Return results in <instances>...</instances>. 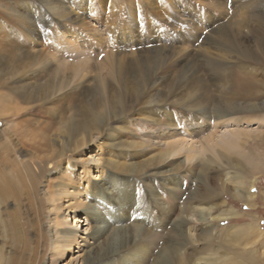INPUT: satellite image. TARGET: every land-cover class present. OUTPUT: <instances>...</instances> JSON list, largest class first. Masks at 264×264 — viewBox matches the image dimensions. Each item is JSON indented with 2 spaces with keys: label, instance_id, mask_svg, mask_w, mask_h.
<instances>
[{
  "label": "rangeland",
  "instance_id": "374dc122",
  "mask_svg": "<svg viewBox=\"0 0 264 264\" xmlns=\"http://www.w3.org/2000/svg\"><path fill=\"white\" fill-rule=\"evenodd\" d=\"M80 18L85 19L87 27H80ZM260 23L264 25V0H0V93L12 95L15 107L25 109L15 121L37 129L34 139L31 134L27 138L22 134L25 143L19 152L22 164L14 165L12 158L6 162L7 176L14 179L18 173L22 185L17 184L18 200L10 199L1 207L0 264H8L12 253L24 249L29 242L38 246L36 264H54L49 234L51 225L69 229L63 219L70 221L74 230L77 226L79 234H87L59 264L83 261L94 242L89 237L91 230H85L86 218L78 223L76 216L89 208L99 214L106 211L103 214L109 218L106 230L112 232L101 234L99 242L110 248L112 244L117 250L95 264H150L161 248L173 240L180 241V255L190 258L188 264H213L212 260L223 258L220 264H237L241 258L248 260L246 264H264V110L251 114L240 109L228 123L217 125L218 136L225 130L233 132L224 140L231 145L244 143V150L222 143L226 152L222 147L216 148L222 155L202 151L191 161H186L185 154L174 160L155 159L167 151L162 144L169 140L171 128L176 126L183 133L197 119L207 127L193 139H203L210 134L207 129L214 130L212 115L223 113L221 104L241 93L245 85L254 86L253 73L261 75L260 81L264 80V64L255 65L244 54L249 49L262 55L264 28L258 30ZM222 28L230 43L218 40L217 33ZM74 30L83 57L90 58L92 64L102 63L108 57L123 64V76L117 70L119 78L117 75L114 79L107 78L112 84L106 95L102 88L95 87L93 79L97 72L58 95V90L48 86L56 78L28 67L33 60L52 56L75 60L77 55L73 51L55 52L56 46L64 42L62 38ZM247 65L257 68L250 73ZM113 69L115 72L116 66ZM258 102L264 103L263 93ZM167 114L173 119L171 123H166ZM63 123L65 139L58 133ZM2 129L0 120V135ZM234 131L239 132L238 136ZM85 132L88 138L97 136L93 147H76L75 142ZM94 156L100 159L103 170L98 178L91 175L95 163L88 162ZM43 167L46 169L41 172ZM27 171L40 172L34 190ZM238 176L244 178L245 192L255 196L253 207L233 196ZM255 177L253 187L251 181ZM106 179L110 186L93 195L92 186ZM58 184H67L74 193L68 201L62 199L65 206L59 215H51L44 193ZM203 185L216 189L206 206L214 207L212 210L203 211L194 198ZM117 191L136 194L143 201L142 208L153 216L158 213L155 204L173 208L177 216L165 218V222L170 225L179 216L178 220L185 222L182 230L186 233L128 234L133 223L140 224L134 219L130 205H124L116 197ZM79 201L84 202L82 208L76 207ZM231 209L238 214L233 220L216 219ZM158 217L154 216L155 220ZM247 226L256 228L257 236L248 237L255 242L246 249L245 243H232V234H222ZM208 232L211 235L205 234ZM43 239H48V243Z\"/></svg>",
  "mask_w": 264,
  "mask_h": 264
},
{
  "label": "bare ground",
  "instance_id": "6f19581e",
  "mask_svg": "<svg viewBox=\"0 0 264 264\" xmlns=\"http://www.w3.org/2000/svg\"><path fill=\"white\" fill-rule=\"evenodd\" d=\"M80 19H81V21L79 20V22L81 23L80 27L81 28H85V27H83V26L87 25L85 23L86 22L85 19H82V18H80ZM262 28H264V25L262 23H260L259 27H258V30H261ZM253 29H255L258 32V30L256 28H253ZM77 34L78 33L74 30L72 32L70 31L69 34L66 35L65 39L61 37L64 40V42L62 44H60V46H56V49H55V52H57V50H60V49H66L67 51H69V53L71 51H73L77 55L75 57V60H68V58L65 59V58H61L59 56H52L50 58H46V59L40 60V61L39 60H33L29 64L28 67L32 68V69L34 68V72L35 71L38 72L40 70H42L43 72L46 71V72H48V73H50L52 75V78L53 77L56 78L54 80V84H52V82L50 81L51 84L48 85V86L50 87L51 90H54V89L58 90V93H59L58 95H63L65 91H68V90L72 89L74 86L79 85L83 81H85L86 78L90 76V74H92L93 72H95V73L97 72L96 78L93 79L94 83L97 84L95 87L97 89H99V87L102 88L101 90L103 91L104 95H106L109 92V88H110L109 86L112 84V82L110 80H107V78L111 77L112 79H114V75H117V77L119 78L120 77L119 73H120V75L123 76V72H124L123 64H122V62L120 60H116V59H113L111 57H108L106 60H103L102 63L101 62H97L95 64H92L93 62H92V60L90 58L83 57V53L81 51L82 49L80 47V43L79 44L77 43V37H78ZM217 35H218V40L219 41H222L224 43H230L231 42V40L228 37V35L225 33V31H223V28L221 30H219ZM262 37H263L262 34H260V38L261 39H262ZM67 38H69L70 40L67 39ZM53 40H54V38H53ZM56 42H59V38L56 39ZM82 46H84V44H82ZM260 47L262 48V55H260V56L255 55L253 53V51H250L249 49L244 50L245 57L248 60L253 61V63L255 65H258V66L259 65L262 66L264 64L263 62H261L262 60H264L263 59L264 58V43ZM58 55H60V54H58ZM243 60H242V63H243ZM114 66H116V69H115L116 71L115 72H114V69H113ZM245 68H246L247 71L252 73L253 70L255 68H257V67L252 68V67H248V65H247V67H245ZM117 70H119V73H118ZM253 74L256 77L255 80H253L254 83H255L254 86H253V83L250 82L252 84V86L246 89L247 85L248 86L251 85V84H247L244 87L245 89L242 91L244 93L245 92H248V93H245V94L243 93L242 94V92L241 93L239 92L236 95H233L232 99L229 102L221 104V105H223V106H221L223 108V110H224V111L221 110L223 113H216V114L212 115L213 116L212 117L213 121H215V123L213 125L214 130L207 129L208 132H210V134L206 135L203 139L198 140V141H195L193 139L201 131H204L205 126L207 125V124H204V123L197 122L196 121L197 119L195 120V123L188 124L186 126L185 131L183 133L179 132V130L176 129V126H175L174 128H171L169 130V133H168L169 140L164 142V144H162V146L166 147L167 151L162 153V154H160L159 157L157 156V158H155L156 161L158 160V162H160V161L165 160L168 157L169 158L172 157V160H174L175 158H179L182 154H185L187 156V160L186 161H191L193 158H195V156L199 155L202 151H205V152L208 151L209 153L211 152V154L213 152V153H216L218 155H222L223 154V153H221L222 151L221 152H217V149H216L217 147H222V145H221L222 143H226L227 145L229 144L230 146H232V148L238 149V147H239L242 150H244L246 144L239 143V141H238L236 144L234 143L235 145L234 144L231 145L229 142L224 140L229 134H231L233 132L230 133L228 130H225L222 136H220V135L218 136V134L215 131V129H216L217 125L221 126V125H225L224 122L228 123V121L232 119L231 117L234 114H237V112H240V111H238L240 109H242V111H246V112H249L251 114H254V113H256L259 110H264V103L260 104L258 102L259 104H256L257 100H259L260 94H262V93L264 94V88H263L264 83H262V82H264V80L260 81L261 75H259V74L256 75V73H253ZM45 88H43V89L46 90ZM252 88H253V92L251 90ZM260 88H262V89H260ZM53 94H56V92L53 93ZM241 102H244V103L245 102H250L252 104L244 105ZM14 103L15 102H14V99H13L12 95L1 94L0 93V120L3 121V129H2L3 131H2L1 135L2 136L5 135L4 137H0V160H2L0 162L3 163V164H1V167H0V213H1V215H2V211L1 210L3 209L1 207H3V205L8 203V200H10V199L18 200V195L20 194L19 193L20 191L17 188V184H18L19 187L22 185V183H21L22 180H21L20 176L18 177V173L15 174V178L14 179H11V178H9L7 176V174L5 172V169L7 168L6 167V162H7V160L12 158V160L14 161L13 162L14 165H18L19 166V164H22V159H21L20 153H19L20 150L25 147V145H24L25 143L22 141V134H24V133L26 134L25 138H27V136L29 137V135L31 134L33 136V139H34L35 138V134L37 133V131H35L37 129H35V128L30 129L28 127V125L23 124V123H19V122L14 120V119H18L19 115H21L20 113L25 112L24 111L25 109H21V108L15 107ZM244 108H246L247 110L246 109L244 110ZM76 112H78V111H76ZM82 114H83L84 117L86 115H88L85 112L82 113ZM90 114H91V112H90ZM199 114H201V116H203L202 114H204V113L200 112ZM165 119H166V123H171L173 121V119H170L168 117V114L165 116ZM247 120L250 123L252 122V121H249L250 118H248ZM237 122L241 123L242 121L238 120ZM58 130H59L58 133L60 135H64V139H65V135H66L65 123L61 124V126L59 127ZM207 130H205V131H207ZM181 133H182V135H181ZM234 133H235V131H234ZM242 133H243V131H242ZM242 133L240 134L241 136L243 135ZM235 134L237 135V134H239V132L235 133ZM83 135H84V133H83ZM178 135H181L182 138H179ZM41 137L43 138V136H41ZM59 137L60 136L58 135V138ZM47 138H48V136H47ZM96 140H97V136H95L93 134L92 136H90V138H88L86 136V132H85V135L81 139H79V140L77 139L75 144H76V147H78V148H83V147H86V146L93 147L92 144H94ZM18 145L21 146L22 148H20ZM224 150H225V152L227 151L226 149H224ZM216 160H219V159H216ZM88 162H89V164L90 163H95V167L92 170L93 172L91 171V175L92 176H94L95 178H98L100 175H102L103 170L99 166V163H100V159L99 158L94 156V157L90 158L88 160ZM250 165H252L251 161H250ZM138 168L140 170L142 169V168H140L139 165H138ZM223 168H225V167H223ZM45 169H46L45 167L41 168V172L45 171ZM29 171H30V169H29ZM94 171H97V172H94ZM215 171H217V170H215ZM27 173H28L27 174L28 179L30 180V183H31V187L34 190V188L36 187V183H37L36 181H38V179L40 177V172H39V174H36L34 172L31 173V172L27 171ZM25 179H27V178H25ZM235 179H237L239 182H237L235 184L237 186L235 188V191L233 190L234 191L233 196H235V198H237L239 200H243L247 207H253L255 205V203H254L255 196L253 194L247 192V191L245 192V185L246 184L244 185V183H243L244 178L241 177V176H238ZM246 179H248V178H246ZM256 181H257V178L255 177L251 181V186L255 185ZM98 184L101 185V186H99ZM98 184H94V186H92L93 195H96V196L101 192V190L103 188L106 187V189H107L110 186L109 180H107V179L105 181L103 180V182L98 183ZM48 185H49L48 187H50L51 184L49 183ZM208 187L209 186L203 185V187L200 188L201 190L198 189V191H199L198 192V196L194 197V198L198 199V202H199L198 204H199V206L201 207V209L203 211L206 208H208L209 210L214 209V207H206L207 205H209V200H211V197H213L214 194H215V193H213V190H215V192H216V189H213L214 187H212L211 190L209 189L211 186L209 188ZM51 188L52 189H49V188L46 189V191L44 193V197L48 198V201H47L48 204H49V210L48 211H49V214H51V215H55V214L59 215V212H61L62 208L65 206L63 204V202H62L64 200H62V199L67 198L65 200L68 201V197L70 195H73L74 192L71 193L69 191V189L67 187V184H58V185H55V186H53ZM218 189H217V191H219ZM120 193H121V191H117L116 192V194H117L116 197L119 200L122 199L124 201V203H123L124 205H127V204L130 205V209H131L132 213L134 214V219H136V221H138V223L140 224V225H135L133 223L132 227L127 232L128 234H176V236H177V234H185L186 233L185 231L183 232V230H182V227L184 226L185 222L183 220H181V219L178 220L179 216L176 217V219L170 225H168L165 222V218L166 219L167 218L171 219V218H174L175 216H177L176 213H175L176 211L173 208H170V207L167 208V207L161 206V205L157 206V204H155L156 207L154 206V209L158 208V213L156 215L159 216L158 219L155 220L154 216H156V215L153 216L152 213L149 214V212L146 211L145 207H144V209L142 208L143 201L140 200V198L137 197L136 194L133 195L132 192L131 193H126V194H120ZM82 202L83 201H79V203H78V205H76V207L77 208H82L84 206L82 204ZM90 209L91 208L88 209L89 211L83 210L84 211L83 215L76 216V219H77L76 221L78 223L81 222V218H83V217L86 218V222H87L86 226L88 228H86L85 230L86 231L88 229L91 230V232H90L91 234L89 235V237L94 242L93 243L94 246H92L90 248V250L85 252L86 256H85V258L83 260V261H85L84 264H95L98 261L100 262V260H104V259H107V258L113 256L116 253V251H117L115 248L112 247V244L111 245L109 244L111 246V248H110L109 246H106V245L102 244L101 242H99V241H101L99 239V236L101 234H105L106 235L105 232H107L108 234L110 232H112V231L109 232L108 231L109 229L106 230L109 227V226H107V220H109V218H108V216L106 217V216L103 215L106 211H104L103 214L101 213L104 216V217H102V216H100L101 214L94 212L93 209H92L93 211L90 210ZM101 212H103V211H101ZM154 212H156V211H154ZM219 215H220V217L216 216L217 217L216 219L222 220V218H223V220L224 219L225 220H229L232 217H237L238 214L235 213L234 209H231V210H229L227 212L223 211ZM68 216H69V214H68ZM53 220L54 219H52V222H54ZM231 220H233V219H231ZM49 222H51V221H49ZM171 222H172V220H171ZM62 223L65 226L69 227V229H65L64 230L61 227L58 228L57 227L58 225L55 222V224L57 226L55 225L53 227V225H51L52 230H51V234H49V241H50L49 242V246H50V253H51V261L54 264H59L60 260H63L65 257H67L68 255L72 254L73 251H74L73 248L74 247L77 248L78 247L77 245L79 244V240L83 239V235L84 234H87V233L79 234V232L77 231V226H76V228L74 230L73 229V225L71 224V222L66 220V219L65 220L63 219ZM51 227H50V229H51ZM123 231H126V230H123ZM205 234H210L211 235V233H209V232L205 233ZM222 234H232V235H230V236L233 237L231 239L232 243H233V241L236 242L237 244H240V243L244 244L245 243V249H246L247 246H252L254 244L255 241L254 240H250L248 237L251 236L252 239H253L254 236H257V230H256V228H254L252 226L237 227V228L228 229L226 232H223ZM105 235H103V236H105ZM210 235H209V237H210ZM261 235L262 234H258L259 237H261ZM228 238H226V239H228ZM113 239H115V238L113 237ZM158 239L159 238H157V240ZM44 241H46V243H48V239L44 240ZM105 241H107V240H105ZM102 242H104L103 239H102ZM165 243H167V242H165ZM180 246H181L180 241L173 240L171 243H169V244L167 243V245L163 246L161 248L160 252H158L154 256V259L152 260V262L150 264H175V262H176V264L177 263H179V264H188L190 258L189 257H183L182 255H180V252H179V250H180L179 247ZM37 247L38 246H37V244L35 242H29L26 245L25 248L23 247L24 249H22V248L21 249L20 248L16 249L15 252H13L12 255L9 257L10 260H9L8 264H36ZM236 255L239 256V253H237ZM241 255H242V257H244L243 253H241ZM238 260L239 259H237V261ZM83 261H81V260L78 261L77 260V261H74V262L71 261L72 263H70V262L69 263L70 264H73V263L75 264V262H76V264H83ZM219 261L220 262H224V258L223 259L212 260L211 263L214 264L215 262H217V263L220 264ZM231 261L234 262L235 260H231ZM247 261L245 259L241 258V260L237 264H246ZM234 264H235V262H234Z\"/></svg>",
  "mask_w": 264,
  "mask_h": 264
}]
</instances>
